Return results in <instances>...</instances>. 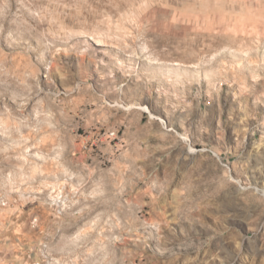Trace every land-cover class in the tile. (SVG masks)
<instances>
[{
	"label": "rangeland",
	"instance_id": "374dc122",
	"mask_svg": "<svg viewBox=\"0 0 264 264\" xmlns=\"http://www.w3.org/2000/svg\"><path fill=\"white\" fill-rule=\"evenodd\" d=\"M260 11L0 0V264H264Z\"/></svg>",
	"mask_w": 264,
	"mask_h": 264
},
{
	"label": "built area",
	"instance_id": "2783aa9c",
	"mask_svg": "<svg viewBox=\"0 0 264 264\" xmlns=\"http://www.w3.org/2000/svg\"><path fill=\"white\" fill-rule=\"evenodd\" d=\"M116 136V134L115 133H109V137H115Z\"/></svg>",
	"mask_w": 264,
	"mask_h": 264
},
{
	"label": "bare ground",
	"instance_id": "6f19581e",
	"mask_svg": "<svg viewBox=\"0 0 264 264\" xmlns=\"http://www.w3.org/2000/svg\"><path fill=\"white\" fill-rule=\"evenodd\" d=\"M261 14H264L263 12L260 11Z\"/></svg>",
	"mask_w": 264,
	"mask_h": 264
}]
</instances>
